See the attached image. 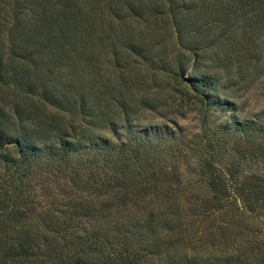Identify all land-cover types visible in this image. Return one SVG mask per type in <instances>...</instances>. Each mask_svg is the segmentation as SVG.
I'll use <instances>...</instances> for the list:
<instances>
[{
    "label": "trees",
    "instance_id": "16d2710c",
    "mask_svg": "<svg viewBox=\"0 0 264 264\" xmlns=\"http://www.w3.org/2000/svg\"><path fill=\"white\" fill-rule=\"evenodd\" d=\"M253 59L264 0H0V264H264V177L198 146L182 179L172 131L121 125L165 74ZM141 64L155 89L129 95ZM216 80L183 82L209 104Z\"/></svg>",
    "mask_w": 264,
    "mask_h": 264
},
{
    "label": "rangeland",
    "instance_id": "374dc122",
    "mask_svg": "<svg viewBox=\"0 0 264 264\" xmlns=\"http://www.w3.org/2000/svg\"><path fill=\"white\" fill-rule=\"evenodd\" d=\"M1 1L5 6L10 2ZM161 64L169 66L171 63ZM217 65L206 61L198 63L196 73L189 66L181 78L170 74L162 76L157 82L169 89L164 95L163 107L159 110L143 108L133 113L128 123L121 124L124 127L122 135L127 134L125 129L128 128L137 135L147 129L148 135L167 139L166 134L172 131L174 151L187 147V160H179V163L184 162L179 166L182 179L193 180L202 176V158L194 154L198 146L214 152V159L221 163L233 162L242 174L264 177V133L256 131V126L264 124V61L253 59L251 63H231L229 68H218ZM140 67L136 76L137 66L125 70V76L132 75L135 83L129 95L155 89L151 80L154 70L144 64ZM100 71L112 78L114 70L104 65ZM206 71L217 79L209 94V104L204 100L208 91L204 85L200 86L202 92L197 94L190 89L186 91L183 82L191 77L200 78ZM63 74L65 78L68 76L65 72Z\"/></svg>",
    "mask_w": 264,
    "mask_h": 264
}]
</instances>
